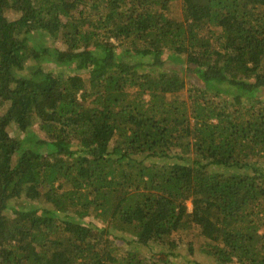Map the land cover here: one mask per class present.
I'll list each match as a JSON object with an SVG mask.
<instances>
[{
  "label": "trees",
  "instance_id": "obj_1",
  "mask_svg": "<svg viewBox=\"0 0 264 264\" xmlns=\"http://www.w3.org/2000/svg\"><path fill=\"white\" fill-rule=\"evenodd\" d=\"M174 1L0 0V264H264V0Z\"/></svg>",
  "mask_w": 264,
  "mask_h": 264
},
{
  "label": "rangeland",
  "instance_id": "obj_2",
  "mask_svg": "<svg viewBox=\"0 0 264 264\" xmlns=\"http://www.w3.org/2000/svg\"><path fill=\"white\" fill-rule=\"evenodd\" d=\"M181 3L182 2L180 0H177V1L172 2V5L170 6V10H169V15L171 17H174L176 19H181V14H182V12H181V7H182ZM9 16L11 18H14L15 17V14H9ZM57 45L58 46H61L59 43H57ZM45 68L48 71H50V70L51 71H55V73H57V72H59V71L62 70V69L57 68V67L54 68V66H52V65H47V66H45ZM63 71H65V70H63ZM82 77L85 78V79H87V75H85L84 73H82ZM187 82H190V81L187 80ZM191 84H193V82H190L189 87L191 86ZM183 95H185V94H183ZM67 187H68L67 185H63V188H61V189L64 190V188L67 189ZM22 202H23V199L17 201L16 204H15V206H20V204H22ZM188 205L191 207V204L190 203H188ZM26 206L40 209V208H49L50 207V204L47 203L43 199H39L37 201H33V202L27 204ZM42 210L43 209H40V210H37V211L38 212H41ZM117 233L119 235H121L119 232H117ZM194 233H197V231L194 230ZM174 236H176V234H174ZM166 248H167L166 249L167 256L165 254V257H168L169 259H172V258L169 257L170 254H178L179 252L180 253H184V250H182V249H180L178 247H175V248L174 247H171V245H168ZM155 249H157V250L159 249L160 250L159 247H155ZM163 250L165 251V248ZM195 251L196 252H195V254H194L193 257H191V256L188 257L190 260H195L196 262H200V263H203V264H214L213 261L210 258H208L207 256H205L203 253H201L199 251V245H196L195 246ZM160 257L162 258L164 256H160Z\"/></svg>",
  "mask_w": 264,
  "mask_h": 264
}]
</instances>
